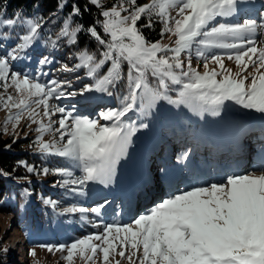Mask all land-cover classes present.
Segmentation results:
<instances>
[{"label": "snow or ice", "instance_id": "1", "mask_svg": "<svg viewBox=\"0 0 264 264\" xmlns=\"http://www.w3.org/2000/svg\"><path fill=\"white\" fill-rule=\"evenodd\" d=\"M90 3L97 8L102 6L101 0H90ZM244 3L245 0H151L150 4L131 10L126 5L135 6L136 0L113 4L110 9L101 11L103 20L98 21L107 39L94 27L87 30L103 48L100 58L80 51L75 65L61 69L65 72L84 69L93 81L78 93L65 91L72 87L67 82L53 79L44 84L38 78L10 72V61L20 59L21 54L33 46L41 27L38 20L25 21L26 34L18 38L20 42L12 51L0 56V81L4 82V90L11 86L21 97L17 102L12 95L0 96V109L8 111L6 123L12 122L15 129L27 113L29 121L37 125L38 152L45 157L62 158L78 169L79 175L68 168H57L53 172L64 177L60 181L62 186L71 185L74 187L70 191L82 192L90 183L107 186L112 182L116 165L127 153L132 137L139 128L147 127L125 119L137 108L143 112L152 109L158 100H167L218 116L224 102L231 101L264 116V38L256 39L257 32L264 37V12L260 13L259 23L251 18L243 19L242 23L227 22L239 16ZM170 10H175V16L170 15ZM79 14V8L73 5L59 33L70 45L76 44L77 33L82 31L79 25L72 27V17ZM143 16L148 18L143 27L149 28L153 26V16L158 18L163 25L161 36L166 33L174 36V46L149 42L138 27ZM3 23L13 27L17 21ZM194 48L197 57L203 59V74L194 69L190 61L185 67L181 60L183 53H190ZM214 50L227 52V59L237 66L235 74L226 68L224 56ZM228 50L236 51L233 55ZM47 62L45 57L40 64ZM209 63L220 71L209 70ZM124 64L127 65V94L118 108L99 112L97 119L74 115L75 106L69 111L49 103L53 99L93 92L111 96L122 80ZM105 66L106 73L100 75ZM149 76L154 84L149 83ZM249 78L251 82L247 83ZM171 90L176 92L175 100L167 94ZM41 107L47 123L38 119ZM12 109L17 110L15 114ZM57 113L59 119L53 120ZM57 124L58 127H54ZM47 134L54 138L44 141ZM23 166L29 173L36 171L31 166ZM42 172L47 175L49 169L44 168ZM260 173L226 174L217 182L193 186L163 199L149 212L135 218L132 225L107 224L101 234L66 245L41 247L49 252L66 251L67 255L62 258L68 264H72L76 254L92 262L98 253L102 254V264H110V257L115 254L129 264H264V169ZM44 203L56 207L55 201L45 200ZM88 211L99 215L100 207L64 210L81 213V219Z\"/></svg>", "mask_w": 264, "mask_h": 264}, {"label": "trees", "instance_id": "2", "mask_svg": "<svg viewBox=\"0 0 264 264\" xmlns=\"http://www.w3.org/2000/svg\"><path fill=\"white\" fill-rule=\"evenodd\" d=\"M120 2L121 0H101L102 6L97 8L90 3V0H0V55L6 56L20 42L18 38L26 34L25 21L38 20L41 27L38 30L37 39L34 41L33 46L21 54L20 59L13 61L10 69L22 76L27 75L30 78H38L44 84L53 79L67 82L72 87L64 90L78 93L85 85L91 84L93 81L86 76L84 69L75 72H65L61 71V69L65 65L68 67L75 65L78 62L76 57L80 51H87L90 54H94L98 59L100 58V52L103 51V48L88 34L87 30L94 27L102 38L107 39V37H103L102 29L98 23V21L103 20L100 13L112 7L113 4ZM150 3V0H136L135 6H126L131 10L133 7ZM73 5L79 8L80 14L72 17V27L79 25L82 31L77 33L76 44L70 45L67 43V38L59 37V33L63 28L64 21L72 12ZM261 12H264V10ZM7 20H15L17 24L9 27L3 23ZM234 20L237 19H233L231 23L235 22ZM147 23V16H143L138 21V27H140L149 42L164 41L163 46H174V36L169 37L168 33L163 37L161 36L163 25L158 18L153 16V26L150 28L143 27ZM214 51L224 56V64L230 65L231 63L237 68L234 61L227 59V52L224 50ZM228 51L234 55L236 50ZM45 57H47L48 62L43 65L40 64V61ZM181 60L185 63V67H187L189 61L193 68L203 63V59L197 57L195 48L190 53H183ZM106 71L107 66L101 69L100 75H103ZM149 83H155L151 76H149ZM170 87L176 88L178 86ZM127 91V65L124 64L122 65L121 82L112 90L113 94L107 96V101L102 105H90L88 98L93 96L94 92L85 96L76 95L74 97L79 100L76 104H82L83 108L89 109L95 114L109 108H118L122 97L127 94ZM167 94L173 100L176 99L174 90L169 91ZM74 97L72 96L71 99H74ZM58 101L62 102L63 100H56V102ZM162 102L167 106H165L164 112L158 118V122H162V136L167 138V140L162 137L157 139L159 147L154 149L158 151L157 156L150 155L148 161L153 169L154 165L152 163H157V157L166 159L168 149L164 146L166 141H174L176 134L179 133L176 124L184 128V132L191 133L187 125L188 119L182 110L183 104L177 106L175 104L171 105L167 100H162ZM66 106L63 105L62 107L65 108ZM154 108V111L158 113L157 104H155ZM156 116L152 113V109H146L142 112L137 108V110L130 112L125 119L129 123L135 122L137 125L146 124L147 127L139 128L138 131L145 138L151 139V134H154ZM36 138L37 136L31 132H29L28 137L15 138L12 134H5L0 129V217L3 218L6 215L11 217L8 226L14 228L15 232L25 231L29 227L34 228L35 233L30 235V241H37V243L33 242V247L38 252L40 250L39 246L53 242L49 226H52V230L56 234L55 237L61 238L60 236L68 231L71 222H74L75 219L80 222L87 218L85 214H93L88 211L83 214L85 218L81 219L82 214L75 217L74 213L64 212L66 208H89V206L95 208L97 203L94 202L89 194L90 184L85 186L82 192L70 191V188L74 187L71 185L62 186L60 181L64 177L55 174L53 172L54 169L68 168L73 171L74 175H79V170L73 168L70 162L62 158L45 157L40 154L35 144ZM136 138L135 134L132 137V141L136 142ZM178 146L174 144L173 148L177 150ZM23 165L31 166L36 171L29 173ZM44 168L49 169L47 175L42 172ZM25 193L31 194L34 203L28 201ZM45 200L55 201L56 207L45 205ZM7 255L4 240L0 237V264H12V260Z\"/></svg>", "mask_w": 264, "mask_h": 264}, {"label": "rangeland", "instance_id": "3", "mask_svg": "<svg viewBox=\"0 0 264 264\" xmlns=\"http://www.w3.org/2000/svg\"><path fill=\"white\" fill-rule=\"evenodd\" d=\"M151 1V0H150ZM261 4L264 5V0H245V3L243 5V7L246 6V8H244L247 12L248 11H253L254 9H258L259 11L262 10L263 8L261 7ZM111 8V7H110ZM109 8V9H110ZM107 10V9H106ZM264 10V9H263ZM127 13H122V15H126ZM175 10H171L170 11V15L175 16ZM256 14H259L256 13ZM247 18H251V19H255L257 20V22L259 23L260 19L258 17L252 16V17H245L242 16L241 20L237 21V23H242L243 19H247ZM259 32H257L258 34ZM256 34V39L260 40L264 37H261L260 33L257 35ZM172 36L171 34H169V37ZM159 43L163 46L164 41H159ZM260 45L257 44V47H259ZM2 51V50H1ZM0 56H4V55H0ZM13 63V61H10V65ZM227 69H230L232 71L233 74H235L237 72V68H235L234 64L227 65L225 64ZM209 70L216 68L217 71H220V69L212 64L209 63L208 65ZM194 69L198 70L201 74H203V72L205 71L204 67H203V63L198 64L194 67ZM252 69L249 68V72H251ZM10 72H15L10 70ZM248 73H245V75H247ZM251 80L249 78V80L247 81V83H250ZM3 81H0V96L3 97H7L8 95H12L14 97V100H16L17 102L19 101V99L21 98L19 95L16 94V92L14 91V89L9 86V88L7 89V91L4 90L3 88ZM9 85L11 84V81L9 80ZM107 94H103V93H96L94 92V99H96V103H103V101H107ZM72 96H66L65 98H62L61 100H63L62 102L58 101L56 102V100H51L49 103L50 104H54V105H59V106H63V105H67L65 108L69 111L73 110V106H75V111H74V115H78V113H82L84 114L83 116H87L90 119L95 120L96 118H98V116H94V113H90V111H85L83 112V110L81 108H83L82 104H76L78 98L74 97V99H71ZM102 99V100H101ZM226 104H229V106H226ZM235 106V104H234ZM33 107H35V105H33ZM236 108L238 110L241 111L238 113L239 115H235L232 113L233 110V102L231 101H225L224 102V106L221 107L220 109V114L217 115H213L210 111H205V112H200L199 110H193L190 109L188 112L187 110H185V112L187 113L190 122L193 121H198L200 123V125L198 126L199 131H200V140L198 141L200 143V145L198 146L199 149H201L202 147H204L207 144V139L208 137L212 138L213 136H211V133L207 130L208 125L210 124H214L213 120H215V124L218 125L219 123H221V120H223V123H225L226 121H224V119H229L230 122H234L236 123V121H240L241 125L240 128H245V127H249V126H253L250 127L248 129H257L260 126H264V116H262L259 113H255L251 110L248 109H244L242 107H240L239 105H236ZM155 108L153 107L152 110H154ZM17 110L16 109H12V113L15 114ZM39 111L41 112V116L38 117V119H43L44 123H47V119L42 117V107L41 109H39ZM226 113V114H223ZM222 114V115H221ZM221 115V117H220ZM8 116V111L5 109H0V129L3 130V132L5 134H12L15 138H21V137H28L29 132H31L32 134L38 136L39 134L36 132V128L37 125L34 123H31L29 121V119L27 118V113L24 114V116L21 117V120L19 122V124L15 127V129L13 128V123L12 122H8L6 123V119ZM60 117V114L57 113L56 116H53L52 119L53 120H58ZM196 118H199L198 120H196ZM101 124H104L106 122L102 121L100 122ZM54 127H58L57 125H54ZM256 127V128H255ZM236 128V127H235ZM234 128V130H235ZM225 127L222 128H218L216 130V132L219 131H225ZM58 136V134H57ZM263 138H259V136H256L255 140L257 141L255 145H252L249 149L244 150V157L241 158H234L233 161H237L239 164L237 165L238 167L236 168L235 163L232 164V168L231 172L229 169H222L219 170V175L221 177H224L226 174L227 175H232V174H236V175H243V174H248L250 173V170H260L261 168H264V165H260L257 163H262L264 164V161H249L248 160L255 156V151L261 152L262 151V146L264 147V145L260 146L259 148L257 147L258 143H263L261 142L264 139V135H262ZM54 137L51 134H47L44 135L43 140L44 141H50L52 140ZM226 135H222L221 139L223 141H225ZM253 139V138H252ZM221 140V141H222ZM154 142H156L153 139ZM170 141V140H168ZM222 141V142H223ZM180 142V141H179ZM170 143L175 144L176 142L170 141ZM181 143V142H180ZM193 145V144H192ZM148 146H145L144 143H138L136 146H132L131 144L129 145L128 149H127V153L120 159V161L117 163L116 165V170H115V175L112 179V182L110 184H108L107 186L102 185V184H98V183H93V187L95 189V194L97 196H100L101 192L106 193V192H110L112 193V191H110V187L113 188H117L119 189V193H118V197H121V199H117L115 198V200H113V202H108L106 205L102 203V201H100L99 203V207H100V212H101V216L99 218H92L91 214H85L87 215L88 218H86V220L84 222H79L80 225H82V229L85 231L84 233L82 232H76V239H82L86 236L89 235H96V234H101L104 231V221L106 220V216L108 214H111L113 219L116 220L117 222L114 223L115 225H120L121 224L127 222L128 224L125 225H132L134 219L136 218V212L134 213V209L139 208L143 203H147L146 206L148 207V212L149 209H151L153 206L155 205H151L149 203V201L145 200L142 203H138V204H132V203H124V198H125V193L124 190H128L131 192H135L137 196L140 195V191L139 189H141L142 191L145 190L146 186H149L151 183V187L154 189V191L156 190L155 187V180L154 177H156L159 181L161 179V177L164 175L163 170L161 169L159 173L155 172L152 176L150 170L148 169V167L145 164V158H146V148ZM185 147H189V145H184V147H181L180 149L183 150L182 154H181V161L184 160L185 161H189L192 159V154L190 151H185ZM234 148H238L237 144H234ZM236 152H240V150H236ZM185 154L186 157H185ZM128 157V159H127ZM139 157V160H138ZM216 157H214L213 159H215ZM228 160H226V162H228ZM167 162V161H166ZM166 162H164V166L167 164ZM159 166V165H158ZM255 166V167H253ZM142 167V168H140ZM258 168V169H257ZM218 170V169H217ZM214 168V171H217ZM230 172V174H228ZM214 173V172H213ZM261 173L257 172L255 173V175H260ZM215 175V174H213ZM139 178V182H136V179ZM210 180L212 179H208L206 181L210 182ZM219 181V180H218ZM213 183V182H211ZM208 183V184H211ZM207 185V184H204ZM198 186H203V185H198ZM191 187H193V184L188 185L186 188L184 189H190ZM161 188V187H159ZM175 194H179L182 190L177 191V188L173 189ZM147 193L150 192V189L146 190ZM165 192V191H163ZM114 193H116V191H114ZM155 197V196H154ZM117 199V201H116ZM127 201H130V199H127ZM85 209H91V207L89 206V208H85ZM76 215H81V213H77ZM128 217L129 219L120 223V219ZM9 221H10V217L3 216V218L0 217V237L4 240V246H5V252L8 254V258L12 259V264H68V262L66 260H64L62 257L66 256L67 253L65 252H61V251H53V252H49L47 250V248H44L45 250H38V252L36 250H34V247H30L32 245V243L29 242V247L30 250L27 249V245L25 243V240L23 241V243H21V239L19 238V232H15L14 228L9 227ZM13 222V221H11ZM76 223V221L74 222V224ZM78 224V223H77ZM124 225V226H125ZM13 227V226H12ZM28 237V234H27ZM74 237H72L73 239ZM96 244H99L100 241H93ZM25 243V244H24ZM72 242L66 243L63 242L62 245H66V244H70ZM17 248L18 250V254L20 253L21 258L19 255L16 256V254H13L11 252V249L14 247ZM52 246H59V244L54 241L53 244H51ZM119 251V249H117V252ZM34 253V255H33ZM91 253H89L90 255ZM59 257H61V261L63 262H59ZM102 254L98 253L94 259V261L92 262H87L86 260H82L78 254H76L73 258V262L72 264H102ZM116 261H120V264H129V262L124 259L121 260V258L119 257L118 254H115L113 256L110 257V264H116ZM19 262V263H18Z\"/></svg>", "mask_w": 264, "mask_h": 264}, {"label": "bare ground", "instance_id": "4", "mask_svg": "<svg viewBox=\"0 0 264 264\" xmlns=\"http://www.w3.org/2000/svg\"><path fill=\"white\" fill-rule=\"evenodd\" d=\"M227 128H228V126H225V129H227ZM140 168H142V167H140ZM257 169H258V168H257ZM261 169H264V168H261ZM261 169H260V170H261ZM136 182H139V178L136 179Z\"/></svg>", "mask_w": 264, "mask_h": 264}]
</instances>
